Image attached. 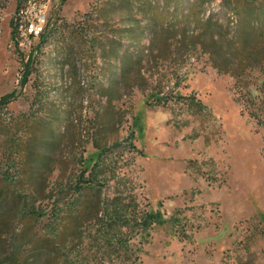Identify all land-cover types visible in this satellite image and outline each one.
Masks as SVG:
<instances>
[{"label": "rangeland", "instance_id": "obj_1", "mask_svg": "<svg viewBox=\"0 0 264 264\" xmlns=\"http://www.w3.org/2000/svg\"><path fill=\"white\" fill-rule=\"evenodd\" d=\"M25 1L0 0V98L16 92L3 111L5 117L0 115V177L4 170H15L18 156L10 140H28L24 130H15L16 121L39 112L46 91L60 104L63 96L69 97L65 105L71 108L70 116L78 117L82 96L89 93L81 119L73 122L69 116L67 130L62 125L64 147L46 181L50 196L43 205L51 209L59 198L56 190L68 181L95 177L97 148L104 147L105 163L118 176L132 178L137 208L160 210L167 220L148 232L123 226L133 252L104 256L100 264H264V106L253 108L248 101L249 90L260 95L264 75L253 70L238 81L213 67L199 47L180 57L175 44L160 37L152 48L157 34L142 7L146 0H43L44 34L49 37L16 45L12 20ZM221 3L215 0L213 6L218 9ZM152 4L160 5L158 0ZM27 5H35V0H27ZM111 36H121L120 54L144 36L142 53L138 45L130 46L135 57H127L130 70L119 84L107 80L111 61L98 45ZM62 57L71 71L68 65L63 68ZM180 63L184 72L177 76ZM75 65L88 70V92L79 85ZM68 75L73 87L66 93L60 86H69ZM160 90L168 97L165 104L157 101ZM103 92L120 96L110 102ZM118 142L121 145L113 146ZM86 158L92 160L89 167ZM110 172L107 183L103 174L98 178L106 198L123 190L116 188ZM60 198L62 203L73 202L70 193ZM49 220H41L42 230ZM88 228L95 229L92 224ZM95 244L93 261L99 260L96 252L103 250V243L91 236L82 245L86 253Z\"/></svg>", "mask_w": 264, "mask_h": 264}, {"label": "trees", "instance_id": "obj_2", "mask_svg": "<svg viewBox=\"0 0 264 264\" xmlns=\"http://www.w3.org/2000/svg\"><path fill=\"white\" fill-rule=\"evenodd\" d=\"M214 3L215 0H158L160 5L156 6L152 0H146L142 7L157 34L152 39V48L158 44L160 37L166 42H173L180 57L199 47L208 55L213 67L238 81H243L253 70H259L264 75V0H222L218 9L213 6ZM49 34L43 37H49ZM142 34L145 35V31ZM143 37L125 48L123 54H120L124 48L121 36L107 37L98 43L104 59L111 61L112 72L107 77L109 82L119 84L127 77L130 68L125 66V61L128 56L135 57L131 54L130 46L138 45L142 53L139 47ZM61 59L63 68L69 65L71 71L70 62L63 57ZM85 71H88L85 67H76L83 91L90 88L85 80ZM244 85L247 86V83ZM72 87L73 80L71 85L60 86V89L67 93ZM50 92L46 91L44 98L41 97L39 112L24 115L16 121L15 130H24L28 140L19 138L9 143L16 149L14 152H17L18 158L13 164L15 170H4L0 177V264H100L104 256H122V251L132 253L129 239L123 236V226L129 229L138 227L148 232L152 225H164L167 220L160 210L140 211L137 208V199L131 193L132 178L118 176L115 168L105 163V155L101 151L104 147L97 148L95 159L98 161L92 166L95 177L82 176V179L68 181L56 190L59 198L54 200L51 209L47 210L43 205V200L50 196L45 192L46 181L56 168L57 153L63 150L67 120L72 114L71 108L65 105L70 98L63 96L65 101L60 104L51 99ZM260 92V95L254 96L251 90L248 91L251 107H260L259 103L264 106V78ZM88 94L85 93L80 102L81 116L71 115V121L81 119ZM102 95L110 102L120 96L106 92ZM15 97L16 92L0 98V115L2 113L5 117L3 111ZM260 97L262 99L257 102ZM156 98L158 103L164 104L168 99L163 90L156 94ZM251 115L255 118L258 116L255 110ZM63 124L66 125L65 131L61 129ZM121 143L113 146L118 147ZM91 161L86 158L84 163L89 167ZM108 172L117 179L116 188L123 189L116 191L111 198H106L98 186L101 185L98 180L100 174H103L106 183L111 179V175L106 176ZM124 190L130 193L124 195ZM63 193H70L73 202L62 203L64 200L61 201L60 196ZM46 216L50 220L47 229L42 230L40 223ZM89 224L95 227L94 234L88 228ZM91 236L97 244L103 243V250L100 248L96 252L99 256L96 261L92 259L96 258L92 251L96 244L87 248L86 253V248L82 246L85 238Z\"/></svg>", "mask_w": 264, "mask_h": 264}, {"label": "built area", "instance_id": "obj_3", "mask_svg": "<svg viewBox=\"0 0 264 264\" xmlns=\"http://www.w3.org/2000/svg\"><path fill=\"white\" fill-rule=\"evenodd\" d=\"M15 29L16 45L24 46L33 37H43L47 25V5L43 0H35V5H27V0L19 6L13 18ZM177 76H180L184 71V64H178ZM69 67V65H68ZM72 78L67 81L71 85ZM174 85L176 80H174ZM173 86H167L169 89H174ZM89 105L88 98L84 101V109Z\"/></svg>", "mask_w": 264, "mask_h": 264}, {"label": "bare ground", "instance_id": "obj_4", "mask_svg": "<svg viewBox=\"0 0 264 264\" xmlns=\"http://www.w3.org/2000/svg\"><path fill=\"white\" fill-rule=\"evenodd\" d=\"M33 1V0H32ZM30 2V1H29Z\"/></svg>", "mask_w": 264, "mask_h": 264}]
</instances>
